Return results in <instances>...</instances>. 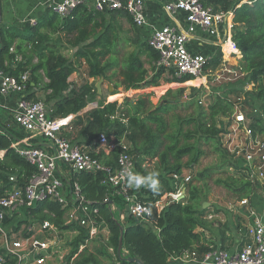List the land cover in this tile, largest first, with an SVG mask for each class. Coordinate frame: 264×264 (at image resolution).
<instances>
[{"label": "trees", "instance_id": "16d2710c", "mask_svg": "<svg viewBox=\"0 0 264 264\" xmlns=\"http://www.w3.org/2000/svg\"><path fill=\"white\" fill-rule=\"evenodd\" d=\"M205 3L215 10L231 13L232 41L240 52L239 67L244 74L241 80L253 85V90L250 93L255 100L262 104V107H259L260 110H257L264 113V0H206ZM106 14L113 15L114 19L121 15L135 28L124 11L100 13L86 6L77 7L70 16L63 19L52 14L39 25L59 27V31L66 35H73V40L68 43L72 47L78 48L74 57L87 64L89 77L105 78L107 73L118 69L119 86L125 90L157 86L162 71L154 73L148 80V70L145 68L146 63L152 64L156 61V52L146 42L136 40L121 65L118 53L114 50L118 46L119 38L112 23L105 21ZM56 23H58L57 27ZM39 25L30 26L27 29L30 34L29 38H22L16 44V39L21 36L20 32L0 26V67L6 73L14 76L28 72L29 90L39 87L41 80L38 75L41 72L47 80L42 88L39 87L46 98L43 101L47 106V102L55 100V110L49 108L51 117H68L72 113L76 115L82 109V104L83 109L86 107L85 99L95 90L87 83L80 88V98H83V103L82 100L78 102L65 94L68 88L67 79L73 70L72 64L67 63L66 59L55 54V51L49 47H46V50H35L37 40L34 39V36L37 34ZM11 48L13 51H10ZM220 57L219 52L208 67L215 68ZM173 80L176 83L192 80L189 84H197L192 76L176 77ZM167 93L168 96L171 92ZM74 95L77 94L74 93ZM165 95H162V99L158 101L165 100ZM28 97L39 99L33 92ZM156 103L158 104V102ZM156 103L153 102V93L141 94L135 100L132 114L118 111L117 103L110 102L102 107H95L84 112L83 117L85 116V118L76 115L77 120L72 124L73 128L81 131L80 140L77 138L74 140L78 144L92 143L101 133L108 138L110 134H114L115 141L125 138L130 145V153L134 157L135 171L139 174H150L142 166L146 161L156 160L157 167L154 172L158 174L160 190L153 193L143 187L139 190L131 188V192L137 191L139 200L147 203L150 208L149 221L144 222L128 215L124 218L125 223H123L114 216L109 202H104L106 196L110 201L116 197L120 199L122 205L118 210L121 214H123L125 205L122 198L114 195L110 197V190L101 184L100 173L78 172L72 175V182L78 183L81 195L85 200V207L96 226H103L108 231L106 242L113 251L115 264H131L120 260L116 255L120 226L124 229L123 248L127 251V256L136 257L144 264H180L169 260V257L190 249L204 251L209 244L205 241L204 230L209 227L211 222H209L207 210L203 209L198 202L199 189L193 184L205 182L210 178L209 170L198 172L188 183L183 184L186 197L182 200L169 203L160 213H157L155 203L165 194L174 193L181 184L179 180L175 181L172 175H180L185 168L194 166L191 163L196 162L202 154L197 147L200 140L197 139L194 142L188 140L197 136V138L203 137L217 142L220 134L225 131L227 119L234 111V104L224 97L216 96L207 106V110L200 112L199 116L192 120L191 130L183 131L178 127L172 133L167 120L162 116L163 111H166V107L171 106L172 101H167L163 106H157ZM254 109L256 108L254 107ZM218 117H225L223 119H226V122ZM259 123L260 121L252 123L253 128H257ZM186 124L189 125V122ZM181 135L183 143L179 140ZM12 139L13 135L10 132L0 134V153L3 152V156L0 157V181L5 185L8 175L15 173L17 184L22 187L35 169L12 150ZM219 150L227 154L223 148H219ZM117 152L118 150L110 153L101 152L97 157L103 164L114 167ZM185 157H189V163L183 162ZM231 165L230 159L229 162L226 159L223 160L220 167L226 168L227 176L217 179V183H221L235 193L238 200L243 198L252 200L255 193L254 186L243 176L229 173ZM94 209H96L95 213H93ZM66 211V208L54 201L38 203L32 207H23L13 213L4 223V227H8L15 220L16 214L24 212L28 220L23 223L29 219L36 223L28 222L27 225L39 226L47 222L57 230L65 222ZM18 223L17 221L15 224L17 230H20L21 225ZM27 235L24 234V237ZM73 243L67 264H101L98 259L100 251L91 252L78 239H75ZM0 254L3 255L1 249ZM3 257L5 258L4 264H17L15 256L3 255Z\"/></svg>", "mask_w": 264, "mask_h": 264}, {"label": "built area", "instance_id": "2783aa9c", "mask_svg": "<svg viewBox=\"0 0 264 264\" xmlns=\"http://www.w3.org/2000/svg\"><path fill=\"white\" fill-rule=\"evenodd\" d=\"M160 1L163 2L164 11L172 19L177 13H183L187 28L180 32L169 26L151 28L147 44L157 54L154 71L171 73L177 78L192 76L193 80L200 79L202 82L213 70L208 67L211 57L191 53L187 44L197 28L210 36L217 33V27L221 24H225L228 30L232 29L231 13L215 10L203 0ZM79 6L93 8L100 13L124 11L136 28L151 27L144 12V0H56L49 8L54 15L63 19ZM30 25H36L35 20H30ZM220 48L222 55H227L228 58L233 54H240L230 34L222 40ZM226 48L229 49L228 53ZM225 72L235 78L244 76L239 65L225 68ZM29 80L28 72L14 76L0 67V95L17 96L12 109L13 120L18 128L28 134V137L13 141L11 148L35 169L22 187L17 184L15 176H8L10 187L0 195V249L3 250V255L15 256L17 264H46V259L54 253L52 246L56 244V238L38 241L35 238L36 225H28L19 235L14 236L5 230L4 223L7 219L23 207H32L46 201L57 202L63 208L72 204L92 219L85 207L78 183L72 182V177L65 178V170L72 174L100 173L101 184L110 190V197L114 195L122 198L124 205L128 206V214L134 219L149 221L148 204L140 201L135 192H131L124 174L126 170L136 172L134 157L130 153L127 140L121 138L115 141L101 133L92 143H75L63 133L64 128L71 129L70 121L62 123L60 121L63 118L51 117V110L43 100L28 97L31 93L28 89ZM263 117L264 114L257 109L235 105L232 115L227 119L225 131L220 134V138H224L223 149L232 163L229 170H235L243 176L254 186L255 191L264 185V137L257 132V128H253L252 123ZM33 138L48 141L50 151L31 143ZM116 150L118 152L114 167L103 164L97 157L101 152L110 153ZM172 176L181 184L174 193L165 194L155 203L157 213L169 203L182 200L185 194L183 184L191 179L188 172ZM104 202H110L108 196ZM237 204L246 210L252 221L246 241L238 242L232 247L207 244L204 251L190 249L170 256L169 260L180 264H264V198L260 197V208L247 198L238 200ZM95 212L96 209L93 210ZM38 230L45 232L56 229L44 222L39 225ZM23 233L28 235L24 237ZM93 233L94 230H91L90 234ZM3 255L0 254V264L5 262Z\"/></svg>", "mask_w": 264, "mask_h": 264}, {"label": "rangeland", "instance_id": "374dc122", "mask_svg": "<svg viewBox=\"0 0 264 264\" xmlns=\"http://www.w3.org/2000/svg\"><path fill=\"white\" fill-rule=\"evenodd\" d=\"M104 17L107 23H112V26L117 32L119 41L118 46L114 50L117 51L118 59L122 65L126 54L132 50L133 42L136 40L142 42L140 34L131 25V23L121 15L116 16L115 19L113 18V15L108 14H106ZM57 22L59 23V21ZM58 23L55 24L56 27L58 26ZM17 27L19 28L18 25ZM11 28L16 29L15 26ZM25 28L28 29V24ZM58 28L59 27L52 28L48 27L47 25H39V29L36 32L37 34L34 36V39L37 40L35 50H46V47H49L55 51V54L66 59L67 63L72 64L73 70L67 79L68 88L65 91V94H67L69 98L73 97L78 102L82 100L83 103V98H80V88L86 83L89 86H92L95 90V92H92L91 95L89 94L88 98L85 99L86 107L83 109L82 104V109L76 114L78 116L81 115V117H83V110L88 109L92 103L94 106L102 107L106 103L110 102L117 103L118 111L132 114L133 106L137 96L141 94L153 93V102H158V104L156 103L157 106H163L167 103V101H172L171 106L166 107V111H163L162 116H164L167 120L169 125L168 127L173 133L178 129V127L183 131L191 130L193 127V123H191L192 120L197 118L200 112H205L207 110V106L216 96L224 97L233 102L234 106L237 105L240 108L247 106L249 108L255 107L256 109L260 110L259 107H262V104L255 100L253 95L250 93L253 90L252 84L247 83L245 80L242 81L241 79H243V77L235 78L233 75L227 74L225 72V68H228V66L225 65L231 64L233 67L237 64L239 65V60L241 57L236 58V56H233L235 58H231L229 61L225 60L223 65L219 66L215 70H212L202 79V82L196 85L189 84L187 82L176 83L173 80L176 78L175 76H170L162 72L157 86H144L138 90H125L123 87L119 86L120 77L118 75V69L107 73L105 78L89 77V69L87 64L84 61H80L74 57L78 48L72 47L68 43L73 40V35H66L64 32L59 31ZM25 31L29 34V30ZM146 69L149 73V64H146ZM38 76L41 80L39 87L42 88L43 84L47 81L41 72ZM147 76L149 80L150 76L152 75ZM168 91L171 93L167 96ZM74 93L77 95H74ZM164 94H166V99L162 100L161 102L158 101L162 99ZM37 96L41 100L46 99L42 90L37 94ZM54 102L55 100L49 103L47 102V107L52 108L53 111L55 110ZM76 115L72 113L68 116H73L74 120H77ZM83 118H85V116ZM223 118L225 117H220L219 119ZM188 122L189 125L186 124ZM223 122H226V119H223ZM174 129L175 131H173ZM77 131V139L80 140L81 137H79V135H81V131ZM257 132L264 137V117L260 120V123L257 126ZM109 138L114 139V134H110ZM197 139L200 140L197 143V147L200 152H202V154L196 162L191 163L194 166L191 165L190 168H185L184 171L188 172L191 178L193 176L195 177L200 171L206 172L209 170L210 172V178L206 179L205 182L193 183L199 189V204H201L202 208L204 207L203 209L207 210L208 217L212 216V219L209 220L211 223L209 224V227L204 230V234L209 239H217L215 240V243L209 244L232 247L236 245L235 238H237V236L235 237V235L237 233H239V239H245L244 234L245 236L249 234L252 221L249 219L246 210L238 206V197L235 195V193L231 192L221 183H217V179L227 176V173H225L226 168H224V166L220 167V165L223 164L224 159L228 160L229 162L228 154L222 153V151L220 152L219 150V148H223L222 144L224 138H219V140L216 142V140H208L203 137L197 138L196 136L194 139H190L188 141L194 142L195 140L197 141ZM179 140L181 143L184 142L182 135L179 137ZM183 162L189 163V157H185ZM155 163L156 160L146 161L142 167H145L146 171L150 172L151 174L157 167ZM228 172L234 175L237 174L241 177V175L235 170L231 169L228 170ZM135 193L138 196L137 191ZM263 195L264 185L262 187L259 186L256 189L254 195L255 200H258L259 197H261V199L264 198ZM184 197H186V194H184ZM113 199L111 202H109L110 208L113 206V204L115 207L121 208L120 205H122V202L120 199L117 197L116 199ZM66 209L67 211L64 217L65 222L57 230H48L47 232H44L43 230L40 232L37 229V232L35 233L36 239L40 242H44L53 238L57 239L56 244L52 246V251L54 253H51V257L46 259V264H67V258L74 245L73 241L75 239L83 242L84 245H86L89 250H91V252L95 250L97 252L100 251L101 255H98L104 262H108L107 264H115L116 262L114 260L113 251H111L112 249L107 246L106 237L103 233V229L105 228L101 226L98 229V226H96V223L93 221V219H90L88 215H85L84 212L82 213L77 208L69 207ZM117 218H119L120 222L125 223L124 214H122V216H117ZM14 219L15 220L10 225H8V227L12 226V224H15L17 221L21 227L28 226V222L36 223L30 219L29 221H26V223H23L25 220H28L24 215V212H21V214H16ZM91 230H94V233H97L95 235H91ZM105 230L107 231V229ZM40 233L44 235H40ZM48 254H50V252Z\"/></svg>", "mask_w": 264, "mask_h": 264}, {"label": "crops", "instance_id": "0c3cea01", "mask_svg": "<svg viewBox=\"0 0 264 264\" xmlns=\"http://www.w3.org/2000/svg\"><path fill=\"white\" fill-rule=\"evenodd\" d=\"M53 1H56V0H0V26L3 28H11V27L15 26L16 29H20L18 31L20 32L21 36L18 39H16L15 44L20 42L22 38L28 39L30 34H28L25 31V30H27L25 27L27 26V24H28V28L30 26H32V25H30V20H35L36 24H40L41 22L45 21L46 18H48V16L52 15L53 13H51L52 11L50 12V8H49L50 5L49 4H51ZM204 1H206V0H204ZM144 9H145L144 10L145 15H146L151 27H147V28H136L135 27L137 29L138 33L140 34V38L143 42L147 43V38L150 35L151 28L160 29L164 26H169V27L173 28L176 32H180V31L185 30L187 28V23L184 20V14L183 13H177L176 16L174 17V19H172L164 11L163 2L160 0H144ZM17 25L19 26V28L17 27ZM11 29H14V28H11ZM227 34H230V37H232L231 29L228 30L226 28L225 24L219 25L217 27V33L215 35H212V36L203 32L200 28H197L195 35H193L191 37V40L187 44L188 50L191 53H199V54H204V55L211 57L210 64L215 59L216 55L220 52L221 57H220V61H219L218 65L215 68L210 67L211 69L215 70L219 66L223 65V62L225 60L229 61V60H231V58H235L233 56H236V58L241 57L240 54L239 55L233 54L229 58L227 55H224V56L222 55V51L220 50L221 49L220 43L226 37ZM15 44L13 45V47L15 46ZM228 48H226L227 53L229 51ZM11 49H13V48H11ZM146 64H148V63H146ZM146 64H145V68H146ZM149 65H150V71L147 75L150 76V75H153L154 73H157L154 71V62L152 64H149ZM225 66L230 67L232 65L228 64ZM168 75L172 76L171 73ZM190 81H192V80H190ZM190 81H186V82L189 83ZM30 92L31 93L33 92L34 95L37 96V94L39 92H41V90L39 89V87H37V88L34 87L32 90H30ZM16 99H17L16 95H12V96L0 95V134H6L7 132L12 133L13 139H12L11 143L13 141L21 140L24 137H28V134H26V132H24L23 130L18 128L17 125L15 124L14 120H13L12 109H13V106L15 104ZM95 107H97V106H94L93 103L89 106V108H92V109ZM86 111H88V109L83 110V113ZM69 121L71 122V129L69 130L68 128H64L63 133L66 136H68L70 139H72V141H74L75 138H78V136H77V132H78L77 130L78 129L73 128L74 126L72 124H74V121H75L73 116L72 117L71 116L65 117V118L61 119L60 122L66 123ZM31 143H34L35 145L39 146L40 148H42L46 151H50V148H49L50 144L46 140L39 139V138H33L31 140ZM2 156H3V152L0 153V157H2ZM183 172H185V171H183ZM64 173H65L64 174L65 178H71L73 175L68 170H65ZM10 175H13L16 177L15 173H10L8 176H10ZM5 185L0 181V195L4 194L8 190V187L10 186L8 181L6 182ZM259 198H258V200H255V196H252V201L256 204V206H258V208L261 207V205L259 204ZM74 206L75 205L67 204V206L64 208H69V207L75 208ZM111 210L113 211V214L115 217H117L119 215L122 216V214L118 210V207H115L114 204H113V206H111ZM123 214L125 217V207H124ZM208 218L212 219V216H210ZM23 228L24 227L22 226L20 230H17L16 224H12V226H9V227L6 226L5 230L14 236V235H19V233L22 232ZM36 228L38 229L39 226L36 225ZM99 228L100 227H98V229ZM105 229H103V231H104L103 233L105 234V237L107 239L108 231H106ZM239 231H241V230H239ZM45 232H47V231H45ZM96 233H93V235H95ZM40 235H44V234L40 233ZM204 236H205V240L208 243H215L216 242L215 240H217L215 238L209 239L206 235H204ZM236 236H237V238H235V243L246 241L245 234H244L245 239H242V238L239 239V233H237L235 235V237ZM35 238H36V235H35ZM123 251L125 253H127V251L125 249H123ZM93 252L97 253L96 250ZM98 259L101 262V264H103L104 261L101 259L100 256H98ZM107 263L104 262V264H107Z\"/></svg>", "mask_w": 264, "mask_h": 264}, {"label": "clouds", "instance_id": "9594fccd", "mask_svg": "<svg viewBox=\"0 0 264 264\" xmlns=\"http://www.w3.org/2000/svg\"><path fill=\"white\" fill-rule=\"evenodd\" d=\"M124 174L126 175L128 185L131 188L139 190L143 187L153 193H157L160 190V182L157 179L158 174L155 172L148 175H142L126 170Z\"/></svg>", "mask_w": 264, "mask_h": 264}, {"label": "water", "instance_id": "95a60500", "mask_svg": "<svg viewBox=\"0 0 264 264\" xmlns=\"http://www.w3.org/2000/svg\"><path fill=\"white\" fill-rule=\"evenodd\" d=\"M204 208V207H203ZM128 206H125V217H128ZM120 230V235H119V240H118V246L116 249V255L120 260L126 261L131 264H144L141 262L138 258L132 257V256H127V253L123 251V234H124V229L122 226L119 228Z\"/></svg>", "mask_w": 264, "mask_h": 264}, {"label": "bare ground", "instance_id": "6f19581e", "mask_svg": "<svg viewBox=\"0 0 264 264\" xmlns=\"http://www.w3.org/2000/svg\"><path fill=\"white\" fill-rule=\"evenodd\" d=\"M195 81L197 84H199L201 82L200 79H196Z\"/></svg>", "mask_w": 264, "mask_h": 264}]
</instances>
